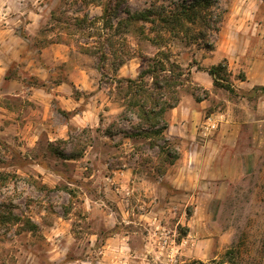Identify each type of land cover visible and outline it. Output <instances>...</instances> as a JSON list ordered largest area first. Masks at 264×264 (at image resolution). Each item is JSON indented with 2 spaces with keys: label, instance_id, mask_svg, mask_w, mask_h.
Returning <instances> with one entry per match:
<instances>
[{
  "label": "rangeland",
  "instance_id": "374dc122",
  "mask_svg": "<svg viewBox=\"0 0 264 264\" xmlns=\"http://www.w3.org/2000/svg\"><path fill=\"white\" fill-rule=\"evenodd\" d=\"M195 1L0 0V264H264L259 93L221 51L225 28L224 53L257 39L254 6L212 0L195 10L221 24L160 46L159 23L127 21ZM163 55L191 79L166 140L135 137L117 81Z\"/></svg>",
  "mask_w": 264,
  "mask_h": 264
},
{
  "label": "trees",
  "instance_id": "16d2710c",
  "mask_svg": "<svg viewBox=\"0 0 264 264\" xmlns=\"http://www.w3.org/2000/svg\"><path fill=\"white\" fill-rule=\"evenodd\" d=\"M214 2L212 0H196L193 4L178 3L173 4V7L165 9L163 7L156 10L155 8L148 9L137 16H128L127 21L143 20L153 26L157 23L160 24L158 37L155 42H158L156 46H160L163 43L168 44L167 39H163V33H179V28L183 27V21L195 22L198 19L201 22H206L207 18L203 15H199L198 9L200 6L210 9ZM153 7H155L153 5ZM106 12V8L104 9ZM207 19V20H206ZM213 24H221L222 19L218 21L209 20ZM220 28H216L215 32H219ZM177 37V35H176ZM209 46V44H206ZM162 54V53H161ZM227 63L226 60L223 62ZM223 64V65H224ZM223 65L214 67L209 71V75L214 79L215 86L219 85L221 79L217 78V73ZM149 79L150 81H147ZM191 79V72L184 71L176 63H170L169 58L163 55L161 59L148 60L145 69L141 72L137 80L122 79L117 81L119 90L123 95L125 102V112L123 113V119L130 122L127 112L133 114L139 122V127L142 130V134L134 135L138 137L140 135L153 136L156 139L166 140L165 132L169 125L165 118L168 111L174 109L180 102L178 90L181 89L185 83ZM244 77L241 81H244ZM227 91L234 93V89L229 86H223ZM264 92V88L259 89ZM256 91V90H255ZM146 128V129H145ZM168 156L171 151H167ZM173 159V158H172ZM176 160L175 158L173 159ZM8 217L0 215V223L5 224ZM29 224V221L28 223ZM31 225V224H30ZM35 229V226H31Z\"/></svg>",
  "mask_w": 264,
  "mask_h": 264
},
{
  "label": "crops",
  "instance_id": "0c3cea01",
  "mask_svg": "<svg viewBox=\"0 0 264 264\" xmlns=\"http://www.w3.org/2000/svg\"><path fill=\"white\" fill-rule=\"evenodd\" d=\"M243 3L244 5L246 4V6H254L251 9L250 13L253 19H256V27L254 28V32L250 36L256 35L257 39L249 37V43L243 45L244 49L241 48V50H237L236 53H224V50L226 48L224 46L227 45V29L225 28L222 35L224 39L222 40L221 44V51L223 52L222 58L230 61V63H234L236 66H239L241 68L243 67V64L246 65L244 66L246 70V80L241 81V84H243L242 86H246L245 88L247 89L245 90L254 89L259 93L255 101L256 109L253 112L255 115V120L251 124V127H253L255 131L256 129L264 131L262 130L264 129V92H261L259 90L261 88H264V0H244ZM244 5L241 7V11L243 10L242 8L244 7ZM258 18L260 21H257ZM205 88L206 90L209 89L208 86H206ZM255 134L261 139L264 138V134L259 133L258 130L255 132Z\"/></svg>",
  "mask_w": 264,
  "mask_h": 264
}]
</instances>
